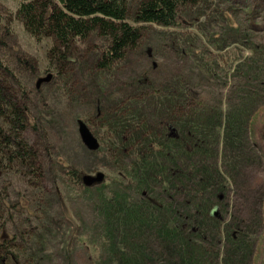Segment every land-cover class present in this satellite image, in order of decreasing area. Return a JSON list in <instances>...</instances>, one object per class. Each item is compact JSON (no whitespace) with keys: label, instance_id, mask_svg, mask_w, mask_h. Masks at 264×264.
<instances>
[{"label":"rangeland","instance_id":"374dc122","mask_svg":"<svg viewBox=\"0 0 264 264\" xmlns=\"http://www.w3.org/2000/svg\"><path fill=\"white\" fill-rule=\"evenodd\" d=\"M18 2L0 0V61L24 89L32 154L0 155L13 264H264V0L182 7L107 69L92 34L57 71L53 39L24 31ZM70 170L104 181L73 187Z\"/></svg>","mask_w":264,"mask_h":264},{"label":"trees","instance_id":"16d2710c","mask_svg":"<svg viewBox=\"0 0 264 264\" xmlns=\"http://www.w3.org/2000/svg\"><path fill=\"white\" fill-rule=\"evenodd\" d=\"M198 1L19 0L15 18L30 37L36 40L53 39L55 45L47 51V58L49 61L55 60L56 71L61 63L70 62L67 55L72 44L85 41L92 34L106 41L95 66L107 69L120 61L126 51L136 48L144 25L177 27L179 9L194 6ZM7 33H3V36ZM0 119V155H5L9 162L25 164L32 155L20 138L30 126L25 92L17 76L1 61ZM78 175L76 171L70 170L62 177L73 187H78ZM5 243V240H0V264H13L15 258L7 253Z\"/></svg>","mask_w":264,"mask_h":264},{"label":"water","instance_id":"95a60500","mask_svg":"<svg viewBox=\"0 0 264 264\" xmlns=\"http://www.w3.org/2000/svg\"><path fill=\"white\" fill-rule=\"evenodd\" d=\"M52 79V75L46 74L44 77L37 78L34 86L35 89H38L42 84L48 83ZM77 124V133L81 143L87 150L95 151L98 148V143L96 139L89 132L87 126L84 122L78 120ZM79 181L83 187L91 188L96 185L101 184L104 181V175L102 173H95L94 175H79Z\"/></svg>","mask_w":264,"mask_h":264}]
</instances>
